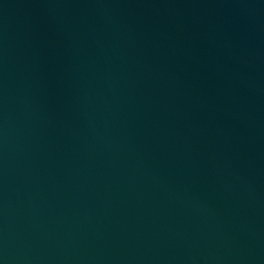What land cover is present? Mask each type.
I'll list each match as a JSON object with an SVG mask.
<instances>
[{
	"label": "water",
	"instance_id": "95a60500",
	"mask_svg": "<svg viewBox=\"0 0 264 264\" xmlns=\"http://www.w3.org/2000/svg\"><path fill=\"white\" fill-rule=\"evenodd\" d=\"M0 264H264V0H0Z\"/></svg>",
	"mask_w": 264,
	"mask_h": 264
}]
</instances>
